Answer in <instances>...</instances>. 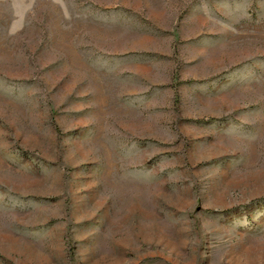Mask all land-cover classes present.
Instances as JSON below:
<instances>
[{
  "label": "rangeland",
  "instance_id": "rangeland-1",
  "mask_svg": "<svg viewBox=\"0 0 264 264\" xmlns=\"http://www.w3.org/2000/svg\"><path fill=\"white\" fill-rule=\"evenodd\" d=\"M0 264H264V0H0Z\"/></svg>",
  "mask_w": 264,
  "mask_h": 264
}]
</instances>
